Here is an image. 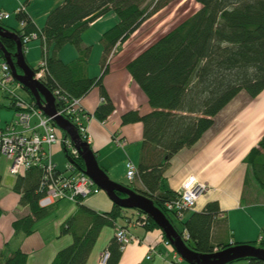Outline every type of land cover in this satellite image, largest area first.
<instances>
[{
    "label": "trees",
    "instance_id": "trees-1",
    "mask_svg": "<svg viewBox=\"0 0 264 264\" xmlns=\"http://www.w3.org/2000/svg\"><path fill=\"white\" fill-rule=\"evenodd\" d=\"M170 1L64 0L53 7L43 27L38 29L26 13L31 0H24V8L17 13L14 11L21 28L12 30L21 38L24 48L27 44L24 45L23 38L37 33L36 39L42 44L41 60L47 65L41 82L52 93L59 91L58 98L62 100L58 99L57 108L63 105L64 99L85 98L92 88H99L103 97L92 115L101 122L108 119L115 108L102 83L103 76L108 74L110 55L115 47L126 42L132 33L165 9ZM194 1L200 5L199 9L174 25L170 31L161 34L126 65L132 79L146 93L151 110L143 115L137 110L122 115L121 124L137 121L144 125L135 179L141 182L143 189L135 187L134 181L123 185L152 198L154 205L163 210L178 233L185 231L189 248L197 253L210 254L228 246L227 243L214 244L211 236L215 224L224 219L221 217L220 205L212 200L200 212H192L188 221L181 220L180 228L176 227L166 206L179 199L180 195L167 184L164 173L170 165V159L180 149L194 146L214 124L217 113L237 94L245 92L256 99L264 91V0ZM109 12L118 20L101 37V75L92 77L87 73L91 46L83 44L81 35L97 18ZM0 25L9 28L3 21ZM1 43L8 53H15L17 45L13 40L2 37ZM66 44L74 46L78 56L65 63L57 52ZM3 60L5 58L0 51V62ZM30 66L33 71L39 69L38 66ZM17 71L21 73L19 69ZM25 91L27 99L33 102L30 92L27 89ZM5 106L13 109L11 101ZM250 149L244 157L249 171L244 178L245 187L254 180L258 188L264 191V133L260 142ZM83 162V158H80L78 163L81 169L84 167ZM43 174L41 168L30 166L15 178L12 189L20 195L19 203L28 210L12 222L16 234L23 232L31 235L34 223L51 213L52 206L41 208L38 202L44 194L40 189ZM83 201L76 203L74 214L63 221L59 230L62 236L70 234L71 244L58 250L50 264H87L96 240L106 226L116 228L119 225L124 229L131 225L142 226L146 231L159 229L153 219L145 216L140 209L126 215L128 209L113 204L111 210L100 212L90 209ZM1 208L0 217L3 213ZM120 219L126 224H118ZM163 238L167 242L164 235ZM109 241L103 253L110 254L107 260L109 264H118L123 252L122 244L115 235ZM257 241L258 247L264 249V240ZM27 260V253L21 249L9 251L5 247L0 251V264H27ZM240 261H246L245 264H264L259 258Z\"/></svg>",
    "mask_w": 264,
    "mask_h": 264
},
{
    "label": "crops",
    "instance_id": "crops-1",
    "mask_svg": "<svg viewBox=\"0 0 264 264\" xmlns=\"http://www.w3.org/2000/svg\"><path fill=\"white\" fill-rule=\"evenodd\" d=\"M61 1L64 0L47 1L42 11L44 14L49 13L53 6L61 3ZM0 3L2 5L0 11L5 10L3 7H7V4ZM10 3L9 10H5L7 12H10L11 9H17L21 1L13 0ZM26 13H28L27 9ZM110 13L97 18L96 22L90 24L81 35L83 44L91 46L92 53L88 58L87 73L92 77L101 75L100 56L103 54L101 37L118 20L114 14ZM28 14L33 20L31 14ZM108 15L111 16L107 18ZM10 18L7 19V22L6 19L3 22H6L5 24L9 27L7 29L12 31V28H16L17 25L13 21L8 22ZM33 22L36 23L34 20ZM36 25L38 29L43 27L38 22ZM142 25L137 32L128 37L126 42L115 47L108 59V74L105 77L103 76L102 83L104 90L115 104L111 116L101 122L96 120L94 116L86 124L89 129L88 133L91 136L89 146L93 148L99 166L106 170L109 178L119 182V184H125L129 181L125 175L127 170L126 160L129 158L136 165L140 158L144 127L142 123L137 121L131 124H121L122 115L124 112L132 110H137L143 115V113H149L151 110L146 93L138 87L139 85L132 79L129 71L126 70V65H128L130 59L136 57L143 50L141 43L144 39L142 38L145 37L147 32L141 29ZM93 35L96 38V44L93 41ZM28 48L27 44L24 48V55H26L27 62L32 64L33 60L29 61L28 52L30 51ZM57 53L65 63L73 61L78 56L77 50L71 44H66ZM262 93L264 91L258 97ZM239 96L234 100L237 101ZM242 96L243 101L240 106L234 107L230 104L231 102L227 104L223 110L217 113L214 117V124L201 135L194 146L180 149L170 159V165L166 168L164 176L167 184L177 193L182 187V182L192 175L196 177L198 182H203L209 187L197 199L196 207L183 213L180 219L169 212L170 217L174 219V223L180 224L181 220L188 221L192 212H200L208 202L215 200L220 205L221 217L224 219L222 222L215 224L214 229H212L213 243H227L228 246L255 243L254 246H258L256 244L257 240L264 231V191L258 188L254 180H251L250 186L245 187L244 178L249 171L244 157L249 154L250 148L256 146L261 140L264 133V114L257 121H254L255 118H250L245 123H241V119L239 118V120L238 117L247 109V106L243 103L253 99L248 95L247 97ZM102 97L99 88H92L88 95L80 100L84 112L89 115L93 114L94 110L100 105ZM234 120L238 122L236 123ZM232 124L234 125L230 126ZM228 129L230 130L228 131ZM113 133L120 135L124 140L123 147L115 143ZM53 149H55V154L61 151L58 146ZM2 161L6 163L4 173L0 172V206L3 210L0 217V251L5 247L9 251L21 249V251L27 253V264H50L55 259L58 250L71 244L70 234L62 236L59 230L64 223L63 221L74 214L76 203L65 199L52 205L51 213L48 216L52 215V217L47 219L46 216L42 220L36 221L31 235H26L23 232L16 234L12 222L20 218L21 215L26 214L28 210L26 206L19 203L20 195L14 193L12 189L16 176L8 171L9 162L4 159ZM133 184L138 189H143L140 181L135 180ZM83 200V203L89 206L90 209L100 212L111 210L113 205V201L109 199L105 191L90 197L87 196ZM136 228L140 229H137L138 234L133 236L136 240L131 239L128 242V245L122 250L118 264H188L184 262L186 260L181 259L178 255L177 257L174 256L175 248L171 245H165L164 231L161 228L148 231L143 229L142 226ZM101 231L96 240L99 244L96 243V246L93 247L91 255L87 259V264H98L99 257L110 242V238L114 236L108 229H102ZM147 256H150V259H146ZM236 261L240 260L227 264H234ZM240 262L242 264L246 263V261Z\"/></svg>",
    "mask_w": 264,
    "mask_h": 264
},
{
    "label": "built area",
    "instance_id": "built-area-1",
    "mask_svg": "<svg viewBox=\"0 0 264 264\" xmlns=\"http://www.w3.org/2000/svg\"><path fill=\"white\" fill-rule=\"evenodd\" d=\"M23 8L22 4L21 7L14 11L17 13ZM10 17V14L0 11V22ZM36 37L37 33L33 32L30 37L23 38L24 45L36 39ZM37 66L39 69L34 71V76L36 80L42 83L47 65L44 60H41L37 63ZM8 84L22 89L16 78L11 75L10 66L3 60V62H0V86L8 89L11 104L13 109H15L13 121L6 123L4 128H0V159L2 158L9 162L8 171L15 176L25 172L30 166L41 168L44 171L40 186L44 194L38 200L41 208L51 207L56 202L62 201V199L77 203L87 196L90 197L96 193H101L102 190L94 183L95 181L85 174V168H79V151L75 148L71 138L65 136L63 130L54 124L53 117L45 116L42 109L37 107L34 101L31 102L27 98L21 97L14 89L9 88ZM58 93V90L52 93L56 98L55 106L59 99ZM80 100L81 98L64 99L63 105H58L57 114L70 121L76 127L79 136L87 144H90L91 136L88 133L89 129L86 124L94 115L84 112V107ZM112 135L115 143L123 147L124 140H122L120 135L118 136L116 133ZM56 146L64 150L67 159L61 170L57 168L53 159L55 153L53 148ZM125 166L127 168L126 177L130 182L135 181L137 166L129 158L126 160ZM208 188V185L198 182L193 175L189 176L188 179L182 182V187L178 191L179 199L169 202L166 207L180 219L183 213L196 207L197 199ZM115 230V237L122 244L121 248L123 250L130 242V239H133V235L130 230L121 228L119 225ZM181 236L188 238L185 231H182ZM134 239L136 240V238ZM258 240H264V231H262V235ZM165 245H169L168 240ZM108 256H110L108 252L101 254L97 263L109 264L107 262ZM174 256L177 257L176 250ZM146 259H150V256H147Z\"/></svg>",
    "mask_w": 264,
    "mask_h": 264
},
{
    "label": "water",
    "instance_id": "water-1",
    "mask_svg": "<svg viewBox=\"0 0 264 264\" xmlns=\"http://www.w3.org/2000/svg\"><path fill=\"white\" fill-rule=\"evenodd\" d=\"M2 37L13 40L15 45H17L13 55L8 53L7 48L1 43ZM20 39L14 30L11 31L0 25V51L5 58L4 61L11 68V75L16 78L23 90L27 89L30 92V95L34 98L35 105L42 109L43 114L47 117H53L54 124L63 130L65 136L71 138L75 148L79 151L80 158L84 160L85 174L95 181L94 183L99 189L103 192L105 191L109 199L113 201V204L119 205L122 209H140L145 216L152 218L158 228L164 231L165 238H167L169 245L175 248L176 254L181 259L186 260L188 264H227L235 260H244L245 258H259L264 262V249L249 245V243L244 245L234 244V246H227L223 250L213 251L210 254L197 253L196 250L186 245L185 238L178 233L170 222L171 220L164 215L163 210L154 205L152 198L146 197L138 190L119 184V182L109 178L106 170L99 166L98 158L93 148L79 136L76 127L65 117L57 114L56 98L48 87L36 80L34 69L26 60L27 58L23 51L24 47ZM18 69L21 73L17 71Z\"/></svg>",
    "mask_w": 264,
    "mask_h": 264
},
{
    "label": "rangeland",
    "instance_id": "rangeland-1",
    "mask_svg": "<svg viewBox=\"0 0 264 264\" xmlns=\"http://www.w3.org/2000/svg\"><path fill=\"white\" fill-rule=\"evenodd\" d=\"M20 1H21V3L18 7H21L24 0H20ZM47 1H51V0H31V4L26 8L27 12L30 13L31 16L33 17V20L36 23L37 22L40 23L42 26L45 23L44 21H45L46 16L53 9L52 8L49 11V13L44 14L42 9L45 7ZM0 2H4L7 4V7L4 6L3 8L8 11L9 10L8 8L10 7L9 4H11L10 2H13V0H0ZM62 3H63V1H61V3L56 4V5H60ZM50 4H51V2H50ZM56 5H54L53 7H55ZM1 6L2 5L0 3V7ZM199 8H200V5L197 4L194 0H172V1H170L165 9L159 11V13L152 16L148 22H145V24L142 25L141 29H144V31H146L147 34L145 35L144 38H142L144 40H143V43H141L142 44L141 48H146L147 46H149L150 43L156 41L161 34L170 31V29L174 25H177L178 23H180L181 20H184L185 18L187 19L188 17H190L191 16L190 14H192L195 10H197ZM5 10H1V11H4L5 13H8L11 15V18L8 22L13 21L17 25L15 27L17 29L20 28L21 24H19L16 21V18H15L16 15L14 13V10L11 9L10 12H7ZM109 16H111V15H108L107 18H109ZM6 22H7V20H6ZM93 41L95 44L97 43L96 38H94V35H93ZM27 44L29 47L28 49L30 51V52H28L29 61L31 62V60H33L32 61L33 63L32 64L30 63V65L35 67V66H37L38 61L40 62V60L42 59V54L40 51V48H41L40 40L33 39L32 41H30ZM8 86H9V88L14 89V91L16 93H19L21 97H23L25 99L27 98V92L25 90L20 89L18 87H15V85L13 86V85L8 84ZM8 92H9L8 89L2 88L0 86V128H4L6 123L12 122L13 117H14V113H15V111L13 109H10V108L5 106L6 104H8L9 101H11L10 100L11 98H9ZM242 93L237 94V96L240 95L239 98L237 99V101L233 100L235 102L231 101V103L230 102L229 103L234 107H237V105L240 106L241 102L243 101L241 99V98H243L242 95H244L245 97H247V95H248L245 92H242ZM237 96H236V98H237ZM243 105L247 106L246 107L247 109L245 112H242V114L238 117V119L239 118L241 119V123H243V122L245 123L247 120H250V118L251 119L255 118L254 121H257V119L262 117L264 114V93H262L260 95V97H258L255 100L250 99L249 101L244 102ZM247 117H249V118H247ZM234 121L236 123L238 122L237 120H234ZM234 124H232L230 126H233ZM229 130L230 129H228V131ZM53 159L55 160V164L57 165V168L60 170L64 167V164L67 162L64 150H61L60 153H56V154L54 153ZM5 163L6 162L2 161V159H1V161H0V172L4 173ZM64 200L65 199H62V201H64ZM195 205H197V202L195 203ZM127 213H128V215H131V213H136V210H132V208H130V209H128ZM169 216H170V214H169ZM50 217H52V215ZM50 217H47V219H49ZM118 224L124 225V224H126V221H123L122 219H120ZM174 225L176 227L180 228L179 224L174 223ZM103 229L104 230L108 229L114 235L116 233L115 228H111V226H106ZM137 229L138 228H136V227L134 228L131 226V227H129L128 230H130L132 235L135 236V234H138L137 233L138 230H140V229H138V230ZM134 238L135 237H133L132 240H135ZM257 243L259 244V241ZM98 244H99V242L97 243V245ZM184 262L187 263L186 261H184ZM234 264H242V263L240 261H236Z\"/></svg>",
    "mask_w": 264,
    "mask_h": 264
}]
</instances>
